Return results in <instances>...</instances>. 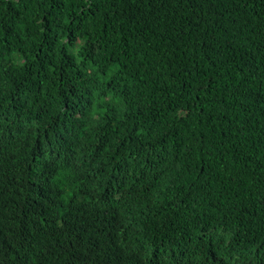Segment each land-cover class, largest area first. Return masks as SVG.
I'll list each match as a JSON object with an SVG mask.
<instances>
[{"label":"trees","instance_id":"16d2710c","mask_svg":"<svg viewBox=\"0 0 264 264\" xmlns=\"http://www.w3.org/2000/svg\"><path fill=\"white\" fill-rule=\"evenodd\" d=\"M0 264H264V0H0Z\"/></svg>","mask_w":264,"mask_h":264},{"label":"clouds","instance_id":"9594fccd","mask_svg":"<svg viewBox=\"0 0 264 264\" xmlns=\"http://www.w3.org/2000/svg\"><path fill=\"white\" fill-rule=\"evenodd\" d=\"M150 253H152V249H151ZM238 259H240V255H235V256H233L231 261H232V263H236Z\"/></svg>","mask_w":264,"mask_h":264}]
</instances>
